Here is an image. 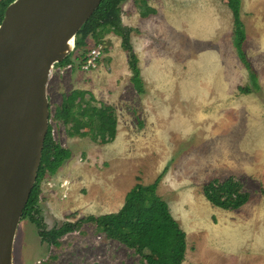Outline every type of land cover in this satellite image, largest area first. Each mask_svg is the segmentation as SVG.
<instances>
[{"label":"rangeland","instance_id":"rangeland-1","mask_svg":"<svg viewBox=\"0 0 264 264\" xmlns=\"http://www.w3.org/2000/svg\"><path fill=\"white\" fill-rule=\"evenodd\" d=\"M157 9L143 17L137 0L122 4L124 24L140 59L145 93L131 80L128 53L111 31L96 68L55 66L48 83L52 112L62 95L83 85L114 106L116 139L97 144L70 137L53 118V135L72 151L55 175L42 181L40 206L49 228L89 214L118 211L127 192L148 184L167 168L158 187L187 233L182 264H264V0H243L245 51L261 89L250 94L248 70L233 44L228 0H141ZM89 46L96 45L88 38ZM109 58V60H107ZM61 70H65L61 73ZM236 175L251 192L238 210L210 203L203 185ZM69 181L68 197L59 184ZM142 264L126 245L106 238L86 222L60 246L42 241L29 216L22 218L14 264Z\"/></svg>","mask_w":264,"mask_h":264},{"label":"trees","instance_id":"trees-1","mask_svg":"<svg viewBox=\"0 0 264 264\" xmlns=\"http://www.w3.org/2000/svg\"><path fill=\"white\" fill-rule=\"evenodd\" d=\"M13 1L0 0V23L7 6ZM125 1L127 0H102L76 35L74 51L65 60L57 63L56 67L74 63L72 55L76 52L81 67L91 50L88 48V38L92 36L96 45H101L104 43V37L113 31L121 37L122 47L128 53L134 87L138 93H145L140 59L132 42V32L135 28L124 24L122 19V4ZM228 1L234 18L233 44L250 78V84L240 85L238 89L244 94H250L261 89V85L259 74L245 51L247 30L242 19L243 0ZM137 3L143 17L157 13L156 8L141 0H137ZM103 51H107V48ZM51 118L61 122L70 136H88L97 144L113 142L118 132V114L114 106L98 99L92 91L80 88H74L62 95V101L55 111L52 112L51 109ZM71 156V149L57 141L53 135L50 123L38 178L23 214V218L29 216L35 224L42 241L60 246L64 236L75 231L81 232L83 225L91 222L96 231L106 238L116 240L134 250L140 256L142 264L183 263L187 251V233L173 215L169 203L158 193L159 184L167 168L151 183H136L127 192L124 204L118 211L89 214L49 228L40 206L42 181L47 175H55ZM260 189L264 194V186ZM203 193L210 203L225 210H238L251 199V192L245 189L243 182L236 175L211 179L203 185Z\"/></svg>","mask_w":264,"mask_h":264},{"label":"water","instance_id":"water-1","mask_svg":"<svg viewBox=\"0 0 264 264\" xmlns=\"http://www.w3.org/2000/svg\"><path fill=\"white\" fill-rule=\"evenodd\" d=\"M102 0H14L0 23V264H14L51 122L48 83Z\"/></svg>","mask_w":264,"mask_h":264},{"label":"built area","instance_id":"built-area-1","mask_svg":"<svg viewBox=\"0 0 264 264\" xmlns=\"http://www.w3.org/2000/svg\"><path fill=\"white\" fill-rule=\"evenodd\" d=\"M103 53V46L97 45L91 48L90 52L88 53L87 59L82 64V69L90 70L92 68H96L99 62V59L102 57ZM79 61V60H78ZM74 66V63H70L66 66V69H71ZM65 70H61V73H64ZM60 192L62 198L68 197V190H69V181L62 180L59 184Z\"/></svg>","mask_w":264,"mask_h":264},{"label":"crops","instance_id":"crops-1","mask_svg":"<svg viewBox=\"0 0 264 264\" xmlns=\"http://www.w3.org/2000/svg\"><path fill=\"white\" fill-rule=\"evenodd\" d=\"M80 89H84V90H88V91H92L95 95H96V92L95 91H93V89L90 87V86H85V85H83V86H81L80 87ZM97 97V96H96ZM98 98V97H97ZM99 99V98H98ZM67 130V129H66ZM69 135V134H68ZM70 136V135H69ZM70 137H72V136H70ZM75 137H79V136H75ZM81 137V136H80ZM88 137V136H87ZM74 138V137H73ZM91 140V139H90ZM244 184V183H243Z\"/></svg>","mask_w":264,"mask_h":264}]
</instances>
